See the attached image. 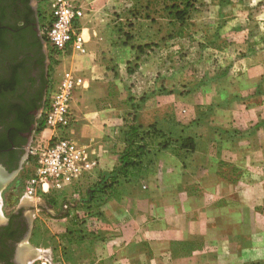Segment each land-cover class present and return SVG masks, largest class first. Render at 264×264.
Segmentation results:
<instances>
[{"label":"crops","instance_id":"1","mask_svg":"<svg viewBox=\"0 0 264 264\" xmlns=\"http://www.w3.org/2000/svg\"><path fill=\"white\" fill-rule=\"evenodd\" d=\"M77 1L85 52L57 67L77 85L70 134L97 161V175L115 184L100 199L95 193L87 220L72 227L85 238L61 262L264 261V0L215 1L212 12L228 13L207 9L197 21L218 24L215 31L151 34L160 47L142 48L135 27L130 35L117 27V0ZM176 41L197 46L188 54L205 77L163 63ZM129 123L172 132L180 147L159 149L140 177L123 180Z\"/></svg>","mask_w":264,"mask_h":264},{"label":"rangeland","instance_id":"2","mask_svg":"<svg viewBox=\"0 0 264 264\" xmlns=\"http://www.w3.org/2000/svg\"><path fill=\"white\" fill-rule=\"evenodd\" d=\"M173 1L174 0H117L116 12H114L113 15L116 20L119 18L123 19V21H119L120 26L117 25V27H119L122 32L126 34L129 33V35L131 27H135L134 34L135 37L138 38L137 41L141 42V48L150 46L160 47L158 44H154L153 42L150 43L151 34L155 36L157 33H167V35L171 34V36H176L179 34L186 35L187 33L197 36L198 31L196 29L202 28V26L205 27V29L209 28L211 31H215L219 26L218 24L208 22H205V24H197L202 12L208 9L211 16L224 13L226 15V13H228V8L214 9L213 12L210 10L211 6L215 4L214 2H218L219 0H196L194 5L195 8H189L185 15L179 16L180 12L172 8ZM34 4L40 30H42L46 24V17L50 10L51 0H35ZM209 20L212 21V17ZM176 43L177 45L172 44L173 48L168 52L169 54L167 53L164 58H161L163 63L166 66L168 64L170 69L174 70L173 74L175 70L180 71L187 67L193 69L194 72L195 70H200L201 72V69H198L195 64V58L190 57L192 55L188 54L190 48L195 49L197 46L191 45L189 42L176 41ZM60 62L61 59L56 61L51 57L50 84L53 81L59 82L61 79V76L58 75L57 68ZM211 71V67H209L206 74H211ZM201 73L200 75L196 73L198 79L203 78V76L205 77L203 72ZM208 78L211 77L208 76ZM131 126L137 127L129 123L125 131L123 143L124 147H127V152L124 156L128 164L127 169L124 171L125 175H121L123 180L130 178V175H127L128 173H131L132 177H140L143 169L140 168V166L146 161H152V154L156 153L159 149L172 146L180 147L179 137L174 136L172 132L165 133L161 128L152 127L150 130L138 129L136 133H131ZM186 143H182L181 146L184 147ZM187 146H190V144ZM25 174L26 165L18 182L16 181L12 186V189L14 190L17 188L18 192L15 194L12 193L11 197H9L6 202L5 200H3L4 202L0 200V209L1 207L13 209L21 203L20 205L25 208V213L30 218V223L32 225L30 234L32 237L29 238L28 243L31 255L27 264H40L42 263L43 257H48L49 260L51 259L53 264H64L61 261L62 258L67 257L69 250L72 248L70 245L82 242L85 238L82 230H74L72 227L80 223L81 226L83 224L82 222L87 220V210L92 208L91 204L92 201L94 202L95 193V200L100 199V195L103 193L104 189L98 185L91 187L90 184L88 186L82 185L80 188H77L79 191L76 192V195H79L80 198L73 197L70 191L57 195L56 197L31 198L25 196ZM109 184L108 188H111L115 183L110 184L111 186ZM88 187H91V189L87 191ZM98 187L99 190L96 189ZM16 195L19 197L18 199L15 197ZM66 204L73 206V213H69L68 210L64 209ZM260 263H264V261Z\"/></svg>","mask_w":264,"mask_h":264},{"label":"flooded vegetation","instance_id":"3","mask_svg":"<svg viewBox=\"0 0 264 264\" xmlns=\"http://www.w3.org/2000/svg\"><path fill=\"white\" fill-rule=\"evenodd\" d=\"M34 2L0 0V200L5 202L18 192L12 186L22 176L40 131L51 85L52 55ZM20 204L0 209V264H27L30 259L32 225Z\"/></svg>","mask_w":264,"mask_h":264},{"label":"built area","instance_id":"4","mask_svg":"<svg viewBox=\"0 0 264 264\" xmlns=\"http://www.w3.org/2000/svg\"><path fill=\"white\" fill-rule=\"evenodd\" d=\"M84 14L77 0H51L41 36L56 61L85 52L86 41L81 27ZM76 90L77 85L70 75L59 82L53 81L49 87L41 128L26 162L24 189L27 197H56L69 191L73 197H79L76 195L78 187L90 184L93 187L103 179L96 173L97 161L88 156L86 149L70 134ZM64 209L74 212L73 206L68 204ZM51 263V259L43 257L40 264Z\"/></svg>","mask_w":264,"mask_h":264},{"label":"trees","instance_id":"5","mask_svg":"<svg viewBox=\"0 0 264 264\" xmlns=\"http://www.w3.org/2000/svg\"><path fill=\"white\" fill-rule=\"evenodd\" d=\"M195 2H196V0H174L173 1V6H172V8L173 9H176V10H178L180 13H179V16H183V15H185L186 14V11L189 9V8H195L194 7V5H195ZM140 130L141 128H139V127H133V126H131L130 127V132L131 133H136L137 132V130ZM128 134H129V132H128ZM123 168H122V171H121V175H125L124 174V171L127 169V162H126V157L124 156L123 157ZM140 166V165H139ZM127 175H130L129 177H131L132 176V174L131 173H128ZM113 183V181L112 182H110V184H112ZM108 182H105V178H103L102 180H101V183L100 184H98V186H101L102 188L104 187H109L108 186ZM109 184V185H110ZM111 186V185H110ZM97 190H99V187L97 188ZM100 190H101V188H100ZM253 264V263H252ZM257 264H264V263H260V262H258Z\"/></svg>","mask_w":264,"mask_h":264},{"label":"water","instance_id":"6","mask_svg":"<svg viewBox=\"0 0 264 264\" xmlns=\"http://www.w3.org/2000/svg\"><path fill=\"white\" fill-rule=\"evenodd\" d=\"M26 159V156L23 158V161Z\"/></svg>","mask_w":264,"mask_h":264},{"label":"bare ground","instance_id":"7","mask_svg":"<svg viewBox=\"0 0 264 264\" xmlns=\"http://www.w3.org/2000/svg\"><path fill=\"white\" fill-rule=\"evenodd\" d=\"M36 255V254H35ZM35 257V256H34Z\"/></svg>","mask_w":264,"mask_h":264}]
</instances>
